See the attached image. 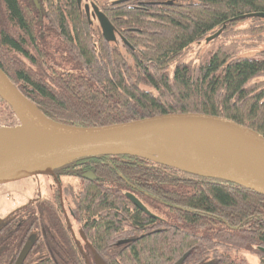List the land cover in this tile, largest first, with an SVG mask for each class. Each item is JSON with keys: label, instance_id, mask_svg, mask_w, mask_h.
<instances>
[{"label": "trees", "instance_id": "obj_1", "mask_svg": "<svg viewBox=\"0 0 264 264\" xmlns=\"http://www.w3.org/2000/svg\"><path fill=\"white\" fill-rule=\"evenodd\" d=\"M72 3L46 1L44 17L37 18L16 0H0V24L7 26L0 31V68L45 116L99 126L197 112L232 119L264 137V49L235 55L220 44L183 59L222 25L223 33L249 18H264L232 20L264 13V0L126 1L115 8L101 2L99 10L118 30L116 42L105 41L97 23L80 18ZM16 123L0 98V125ZM84 157L99 162L102 180L86 190L93 227L124 228L130 220L135 230L128 232L133 239L116 242L111 255L105 251L115 241L101 236L87 242L105 264H249L246 252L264 264L255 248H264L261 194L136 155ZM114 186L160 210L165 221L130 209L119 191H100ZM58 259L68 264L73 257ZM36 264L51 262L38 257Z\"/></svg>", "mask_w": 264, "mask_h": 264}, {"label": "water", "instance_id": "obj_2", "mask_svg": "<svg viewBox=\"0 0 264 264\" xmlns=\"http://www.w3.org/2000/svg\"><path fill=\"white\" fill-rule=\"evenodd\" d=\"M127 0H117L124 2ZM92 16L107 40L114 37V27L96 5H92ZM87 16L89 14L87 13ZM264 17V13H250L232 20L246 17ZM225 25L204 38V43L217 38ZM0 98L9 106L17 123L30 138L9 159L0 160V183L49 171L52 166L74 158L109 153L129 154L143 157L195 174L221 178L264 196V137L257 131L232 119L197 112H175L143 117L120 123L79 126L55 121L45 116L13 84L0 68ZM15 125L0 128H13ZM182 139L185 144L194 141L214 140L229 145L230 154L223 165L202 161L206 172L194 171L180 166L177 154L170 142ZM187 142V143H186ZM126 197L145 213L152 215L132 193ZM264 254V248L255 246ZM20 254L14 264H20ZM97 264H105L96 258Z\"/></svg>", "mask_w": 264, "mask_h": 264}, {"label": "flooded vegetation", "instance_id": "obj_3", "mask_svg": "<svg viewBox=\"0 0 264 264\" xmlns=\"http://www.w3.org/2000/svg\"><path fill=\"white\" fill-rule=\"evenodd\" d=\"M16 1L32 11L37 18L44 17L46 1L52 3V0ZM116 1L73 0L72 4L80 18L85 17L88 22L97 23L105 41L116 42L118 30L115 23L112 24L115 29L114 37L107 40L96 17L91 14L93 4L98 8L102 2L115 8L119 4ZM127 1L135 6L155 2V0ZM57 4L61 3L58 1ZM6 27V23H1L0 31L5 33ZM121 39L127 43L123 37ZM96 165H99V162L83 156L54 165L49 171L43 173L0 183V264H14L20 254L23 256L20 264H36L38 257L48 258L51 264H59L58 258L64 256L73 257L71 261L67 259L68 264H97L96 258L101 259L92 245L87 243L88 241L101 240L102 237L115 241L105 251L106 255H111L116 251L117 241L133 239L134 234L128 233L135 231L130 220H128L129 223H125L124 228H120L121 225L118 228L115 225L111 227L110 223L101 228L93 227V217L89 215L88 210L90 201L86 200V190L91 181H102L96 171ZM100 189L102 192L109 191V193L119 191L125 197V192H130L123 188L118 190L116 186ZM140 201L152 215L145 213L142 208L129 200L130 209L134 206L142 214L154 218L157 222L165 221V217L159 213L160 210H155L142 200ZM64 262L66 263L65 260Z\"/></svg>", "mask_w": 264, "mask_h": 264}, {"label": "bare ground", "instance_id": "obj_4", "mask_svg": "<svg viewBox=\"0 0 264 264\" xmlns=\"http://www.w3.org/2000/svg\"><path fill=\"white\" fill-rule=\"evenodd\" d=\"M28 141L30 138L20 125H15L13 128H0V160L9 159ZM169 145L171 149L178 150V153L175 155L166 152L165 155L176 157L180 166L194 171L206 172L202 161L223 165L230 154L229 145L221 141L202 140L185 144L180 139L178 142H170Z\"/></svg>", "mask_w": 264, "mask_h": 264}, {"label": "rangeland", "instance_id": "obj_5", "mask_svg": "<svg viewBox=\"0 0 264 264\" xmlns=\"http://www.w3.org/2000/svg\"><path fill=\"white\" fill-rule=\"evenodd\" d=\"M264 24V18H249L240 22L230 29L224 31L220 36L208 43L193 46L192 51L187 53L183 59L193 58V50H198L205 55L220 44L234 51L235 55H252L264 49V28L255 29L256 26ZM249 264H257L258 256L255 253H245Z\"/></svg>", "mask_w": 264, "mask_h": 264}]
</instances>
